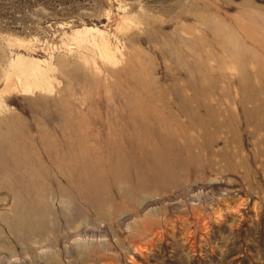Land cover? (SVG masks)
Segmentation results:
<instances>
[{"label":"rangeland","instance_id":"374dc122","mask_svg":"<svg viewBox=\"0 0 264 264\" xmlns=\"http://www.w3.org/2000/svg\"><path fill=\"white\" fill-rule=\"evenodd\" d=\"M0 264H264V0H0Z\"/></svg>","mask_w":264,"mask_h":264},{"label":"bare ground","instance_id":"6f19581e","mask_svg":"<svg viewBox=\"0 0 264 264\" xmlns=\"http://www.w3.org/2000/svg\"><path fill=\"white\" fill-rule=\"evenodd\" d=\"M83 30H93V28H84ZM102 46V56L106 58L107 60H112L113 57H111L109 53L108 47ZM22 57V56H21ZM19 57L17 59V62L10 64L14 69L15 72L13 73V77L19 81L22 92L24 94H33L37 91L39 92H46V93H52L53 92V85L51 80L46 77V74L40 66V61L36 59L30 60V63L24 64L22 61L23 58ZM29 61V59H28ZM25 62V61H24ZM45 70V69H44ZM46 74V75H45ZM12 79V77H11ZM9 79L12 83V80ZM16 82V80L14 79ZM53 81V80H52ZM18 83V84H19ZM23 95V94H22Z\"/></svg>","mask_w":264,"mask_h":264}]
</instances>
